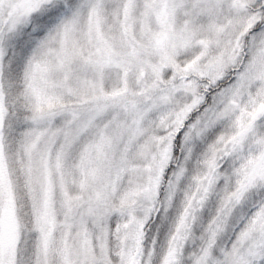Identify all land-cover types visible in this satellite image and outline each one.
Returning a JSON list of instances; mask_svg holds the SVG:
<instances>
[{
    "label": "snow or ice",
    "instance_id": "obj_1",
    "mask_svg": "<svg viewBox=\"0 0 264 264\" xmlns=\"http://www.w3.org/2000/svg\"><path fill=\"white\" fill-rule=\"evenodd\" d=\"M0 264H264V0H0Z\"/></svg>",
    "mask_w": 264,
    "mask_h": 264
}]
</instances>
